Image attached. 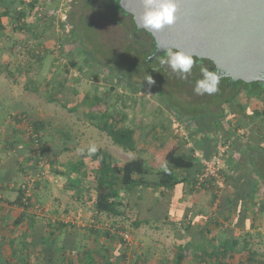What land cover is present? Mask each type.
Instances as JSON below:
<instances>
[{
	"label": "trees",
	"instance_id": "1",
	"mask_svg": "<svg viewBox=\"0 0 264 264\" xmlns=\"http://www.w3.org/2000/svg\"><path fill=\"white\" fill-rule=\"evenodd\" d=\"M37 1L38 0H0V33L7 30L8 27L10 30L13 29L14 31H28L27 27L29 22L25 20L28 19L27 17L30 16V13L36 7ZM49 2L50 4L46 9H48V7L50 8L51 4L60 2V0H50ZM115 4L117 10L122 11L118 5V0H115ZM123 12L126 13L125 11ZM72 19L73 17L71 16L68 21L62 20L60 23L61 27L64 28L69 26L68 23L71 21V26H69L70 28L67 31L63 32L65 37L63 35V38L62 36L59 38L61 46H57V48H59L58 51L61 57L58 54L54 56L57 61L62 58V55L65 56L67 58V64L64 63L60 72L44 81L43 87L40 86L36 78L30 75L31 70H28V67L30 68L35 65L40 66L44 61L45 52L43 50H36L35 48L31 49L30 47H28L26 51H24V49H17L19 46L17 43H19V41H15L11 38L8 39V43L5 44L6 47L4 46L3 48L7 49L8 54L9 52L13 53L15 51L14 53H17L16 59L18 60L16 64H14V62H9L8 64L3 63L2 65L3 58L0 59V73L6 74L14 83L23 85L26 91L44 94L47 102L60 104L68 111L74 112L77 115L79 114L77 107L79 105H84L86 107V112L85 114L78 115L79 118L83 117L86 122L100 131L105 132L110 137L113 144L123 149V151L132 152L136 156L128 161L121 162L117 157L112 155L108 149L95 147L96 151H90L89 153V165H87L84 160L79 159L69 161L56 167V157L60 153L68 151L70 148L63 147L62 149L59 144L48 143L50 138L48 140L46 139L47 133L45 134V131L51 123L45 120L32 119L24 111H17L14 115H11L16 125L24 128L22 135L26 138V143L23 144L16 139L9 142L10 144L8 142L5 143L3 146L5 149L12 150L15 148V145H18L13 161L17 164L16 169L21 179L14 181L13 179L6 178L10 170L5 171L2 177L0 175V183L2 184L0 185V189H14L16 192L13 199H1L0 197V201L6 202L8 206L18 212L9 225V222L6 220L2 219L0 221V228H2V230L5 226H7L5 228H8L6 233L4 232L0 236V264H126L124 253H120L118 257L113 254L109 255L110 251L105 246L106 244L103 245V243H99L98 237L102 238L104 243L114 242L116 244H123L124 246H132V234H130L126 226L121 225L119 221L122 222L124 219L128 220L127 222L132 225L130 226L131 230H133L142 224H148L150 220L147 215L142 214L139 206L137 208L132 206L131 197L136 195V191L141 189H149V192L154 191L156 188H163L168 190V192L172 191L179 183L183 182L184 184L186 182V180L182 181L184 178L181 173L184 172H188L192 178L190 184H192L191 187L194 189L213 191V193L210 192L211 203L214 201L216 202V211L219 213L215 214V211H212L213 215L209 221L211 224L210 232L212 234L210 241L206 240V242L202 244L194 242L189 253L187 252V248L185 249V246L176 247L174 263L181 264L185 257L191 256L192 259L196 261L194 264H264V259L257 260V251H253V249L249 247L247 241L243 240V242H240L237 238L231 237L221 242L217 240L215 234L216 228H224L222 227L224 224L219 218L222 216L224 221H228L232 210L239 204L238 200L241 205L245 203L246 206L253 202L257 195V187L259 186L261 189V195L257 196L259 209L264 212V180H262L253 169L255 161L253 160V155H251L254 149H256V146L244 150L241 149L242 154L245 155V159L238 160L237 163L233 165H230V163L227 165L228 167L225 168L227 158L234 154V150H239L242 145L241 143H237L240 137V135L237 134L239 129L255 130L256 133H254L259 135L264 142V82L246 84L242 81L232 83L229 78L220 79L219 90L214 93V95H219L218 97L221 98L220 101H214V98L205 99L206 102L208 101V104L218 109L216 112L210 110L212 113L211 116L213 115L210 120L215 123L212 125L209 120L207 122V118L204 114H202V116H197L201 118L197 119L196 117L195 123L193 119L174 111L176 113H174V116L177 115V118L184 122L187 121L194 124V132H188L190 135H195L193 139V141H195L194 147L186 149L187 151H181L180 145L174 143L172 147L167 148L164 154L165 167L157 173H152L153 171L146 166V162L141 155L140 143L145 140H150L152 147L169 144V141L175 138L174 131L171 130L173 121L171 118L168 122H166L165 118L164 121L158 120V125L155 127L156 131L147 130L151 124L155 126V120L158 115L153 114L151 110L154 106H157V108L160 107L158 102H160L161 99H158L157 102H147L146 107L149 108V112H151L152 115H149L145 121H142L143 119L140 120L137 127L134 125L133 119L128 118L126 107L130 106L134 108L141 100H139L140 98L136 101L134 100L135 102L132 100V106L130 102L131 99L128 98L125 100L123 98L125 95L128 96L127 94H130L133 99H137V94L140 95V93H145L147 90L146 88L150 86L151 88L157 87L159 90L162 89L168 92L169 89L167 84L170 83V76L167 74L166 68L162 66L169 83H164L162 87L155 86L154 83L156 82L152 79L153 74L145 68L146 65L151 66L154 60L147 62L145 60L146 54L134 47L131 40H127L126 38H123L122 43L116 47L113 53V59L109 60L112 64H109L110 62L108 63L107 59L105 60V58L102 57V50H98V48L108 46V43L104 44V41H98L94 34L90 35L87 33L85 31V26L84 33L81 35L78 34L76 31L77 25L72 27V25L75 24V21ZM49 22L50 20L44 23L48 24ZM131 23L135 26L133 21ZM42 32L43 31H39V35L42 34ZM33 35L36 36L37 34L33 33ZM68 43L69 46L70 44L77 45L79 43L78 49L72 51L70 48H65ZM88 43L91 44V48ZM153 50L152 47H149L148 53ZM55 51L57 50H49L48 52L53 54ZM76 55L82 57V62L77 61ZM166 55L167 53L165 52L160 56ZM1 57L2 55H0V58ZM194 58L197 65H200L198 66L199 71L195 74H191L190 80L186 81L185 85L187 86L185 91L182 89V86L185 85L175 87L176 93L184 95L185 92L190 93L193 91L195 81L201 78L200 67L202 65L208 67L209 63L212 64L207 59ZM3 62H5L4 59ZM128 65H135L132 70L135 76H133V74L128 75V68L133 67ZM138 65L141 67L138 68ZM12 68L15 70L13 73L11 71ZM85 68L88 70L85 71ZM72 69L83 71L84 76L90 80L91 78L99 77L103 83L111 84L106 86L104 95L97 94V96L94 95L92 98L91 94L87 92L81 93L77 99L76 106L68 107L64 104L65 101L67 103L68 100L63 94L69 93L70 91L71 87L67 84V79L72 77ZM19 72L20 74L22 73V78L20 79L16 76ZM139 75L143 77L141 82L137 80ZM73 78L74 80H79L77 77ZM115 80H118L117 84H123L125 89L128 90L127 94L116 91V84H114ZM148 81H153V83L150 84ZM159 83L161 84V82ZM240 85L247 88L244 90L245 96L249 97V101H246V103H240L236 98L239 93L238 88ZM230 88L238 90L230 92ZM163 91L160 90L162 93ZM111 94L114 95L112 100L110 98ZM200 100L202 99L198 98L192 101L198 104ZM105 102H110L109 107H105ZM224 102H227L230 106H234V112H231L234 116L233 126L230 125L228 118L225 120L226 113L222 108ZM118 103H120L123 112L118 111ZM162 107L163 113L164 111L167 113L169 110L168 105L163 104ZM230 110H232V107ZM156 111L157 109H155V112ZM145 115L146 114H144V117ZM128 119L130 120V124L128 123ZM223 121L227 122V126L224 128L221 126ZM187 124L188 123L185 124L186 129L188 128ZM54 130V133H58L62 138L66 136L62 129L60 130L55 127ZM148 132L150 134L152 133V135ZM197 134H199V136H196ZM208 134L213 135L209 136ZM246 137L251 139L252 135H246L245 139ZM253 137L256 138L254 135ZM62 138L63 144H67L69 141V139H67L68 137L65 139ZM228 143L230 147L225 155L223 169L219 172L222 177L221 182H217L215 179H206L198 183V176L202 172L203 166L200 159L195 156L194 148H200L202 150V155L205 158H210L216 153L218 146ZM25 157H29L31 160L27 165L21 161L22 159L25 160ZM243 162H246L250 167V171L244 176V197L240 195L236 186L230 184L228 181L231 170L235 171L236 166ZM44 169L50 177H53V180L59 188L63 190L70 189V191L74 190L75 196L78 199L81 197L84 201H89L87 205L91 208L88 207L87 210L89 215L92 216L88 221L89 224L79 225V223H76V217L65 219L60 216V212L53 213L49 218L47 217L48 219L44 218L45 216L43 213L42 215L44 217L38 220L43 212V205L38 197L37 189L42 179L41 176L44 173ZM148 175H153L154 178L150 179ZM28 186L31 190L30 195L26 194L25 187ZM229 186L233 191L228 188ZM82 192L84 195L81 194ZM241 200H244V203H242ZM37 207L41 210L40 212H37ZM223 209L227 212L222 213ZM94 213L97 216L103 214L107 218L113 219L120 217V219L119 221L116 220L109 223L106 218L105 222L98 223L96 222V218L93 217ZM39 221H41V223H39ZM82 231L84 233L83 237L81 235ZM125 232L130 235V240L128 242L124 240L122 235ZM12 233L19 235L12 238ZM76 237L78 240L80 239L77 252H82L83 257L80 263H76L74 260L67 258V256L72 253L71 251L74 248L73 243H75L74 239ZM93 242L96 245L98 244L96 250L101 249L98 254V260L96 261L89 253L90 251L87 250ZM101 244L103 245L102 247L100 246ZM127 246L126 248H128ZM36 250L38 255L35 254ZM59 250L60 252H57ZM103 253L104 255H102ZM239 257H242V259ZM132 258H134V256ZM130 264H133V262Z\"/></svg>",
	"mask_w": 264,
	"mask_h": 264
},
{
	"label": "rangeland",
	"instance_id": "2",
	"mask_svg": "<svg viewBox=\"0 0 264 264\" xmlns=\"http://www.w3.org/2000/svg\"><path fill=\"white\" fill-rule=\"evenodd\" d=\"M50 0H42L43 2V7L45 10L47 8V6H49ZM54 1V0H53ZM69 2V0H60V2L58 3H54L51 4V7L48 9H56L59 10V14L57 16H51L48 17L46 16V14L44 13V11L40 12V14H36L33 13L31 15V17H28L27 22H29L28 25V31L27 30H23V31H9V32H16L18 33V35H16L13 39L15 41H19V43H17L18 45L23 44L24 46H31L33 47V49L35 48L36 50H43L45 52V58L44 61L40 64V66H33V67H28V70H31L30 75L33 76L34 78H36L38 80V83L40 84L41 87H43L44 81L45 79H50L51 76L55 75L56 73L60 72L62 69V65H64V63L67 64V58L65 56L62 55L61 59H58V61L56 60V58H54V55L51 54L50 52H48L49 50H57L54 54H59V48H57V46H61V42H59V38L63 35L65 31H67L66 27L62 28L60 23L62 20H64L67 17V8L68 5L67 3ZM106 4V5H105ZM103 4L105 7H109V4L105 3ZM44 13V14H42ZM50 20V22L47 24H45L44 22ZM103 19H101V24H102ZM85 25L86 28V32L89 33L90 35L94 34V29L91 25H88L85 21H82V25ZM103 27L108 28L109 25L108 24H104ZM26 28V29H27ZM110 28V27H109ZM118 29V27H116ZM104 29V28H103ZM31 30V31H29ZM39 31H43L42 34L39 35ZM8 32V31H7ZM33 33H36L37 35L34 36ZM65 37V35H64ZM8 38H6L5 36H1L0 38V42H2L3 44H7L8 43ZM11 40V41H14ZM104 41H106V38H103ZM102 40V41H103ZM89 47L91 48V44H89ZM65 46V45H64ZM65 48H70L72 51L77 50V45H71L69 46V43L66 44ZM103 48V47H102ZM103 50V49H101ZM105 50V49H104ZM103 50L102 57L107 58V56H105V51ZM26 51V50H24ZM15 52V51H14ZM10 53L9 54H5V59L4 61L7 62H14V64L17 63L16 59V55L17 53ZM17 52V51H16ZM102 52V51H101ZM61 57V56H60ZM166 56H158L154 59L153 63L151 66L146 65L145 68L148 69L150 71L151 74H153L155 77L153 78V80H155L154 83L155 86H161L164 83H169L167 80V76H165L164 72L165 70L162 69V66H164L166 68V72L167 74L170 76V83L167 84V87L169 89L168 92L163 91L162 89H160L162 92H160L159 88L155 87V88H151L148 87L146 88L147 90L145 91V93H140L137 94V99H133L131 97L130 94L128 93V90L125 89V87L123 86V84H117L118 80H115L114 84H116V91H118L119 93H126L128 96L125 95V97L123 99H131V105L133 106L132 100L133 102H135L136 100H141L139 101V103L137 105H135L134 108H131L130 106L126 107V111L128 113V118H132L134 125L138 127V123L140 120L145 121V119H147L149 117V115L156 114L158 115V117L155 120V126H153L152 124L149 125V127L147 128V130H153L156 131L155 127H157L158 125V120L160 121H164V118L166 120V122L170 121V115H175L176 112L182 113L183 116H186L190 119H193L194 122L196 121V117L197 116H202V114L205 115V117L207 118V122L209 120L210 124L212 125L214 123V121H211V112L210 110H213V112H216L218 109L216 107H214L211 104H208V101L206 102L205 99L208 98H214V101L219 102L220 101V97H218L219 95L217 94H212V95H208V94H203V95H199L196 94L194 91H191L190 93L185 92L184 95H181L180 93H176L175 92V87H180L182 85L186 84L187 80H190V76L189 75L186 79L182 78L180 74L174 72L168 65L166 64H161L160 61L162 59H164ZM22 59V58H20ZM76 59L78 62H82V57L81 56H77L76 55ZM110 59H113V56L110 57ZM3 65V63H1ZM128 66H133V67H129V73L128 75H132L133 74V69L135 67V65H128ZM198 66L197 63H195L193 69H192V73L191 74H195L198 70ZM138 68L141 67L140 65L137 66ZM10 70V69H9ZM88 70L85 68V71ZM12 73L15 71L13 68L11 69ZM139 71V70H138ZM142 72V69H141ZM136 73V72H135ZM3 74L0 73V99H2L1 97H6L7 95H17V99H18V103L21 104V106H16L18 108H23V106L25 105H32L29 110L30 111H34V112H38L36 114H28V116H30V118H35V119H39L37 118L39 115V113L41 115H47L46 117L49 119H45L42 117H40L39 120H45V121H49L51 123L52 126V131L54 132V128H58V129H62L63 132H65L66 136H64V138H62L61 136H59V134L57 133H52V134H48L46 135V139L48 140L49 138L52 140H48L51 143H55V144H59L61 145L62 139H65L66 137H68L67 139H69V141L67 142L66 145H68V147L70 148L68 151H64L62 153H60L57 157V163H56V167L61 166V164H65L69 161H75V160H79L82 159L84 160L87 165L90 164L89 159H90V149L92 147H102V148H108L110 149V151L112 152V155H114L115 157H117V159L121 162H124V159L129 158V160L132 158V156L134 155V153L132 152H125L122 149H120L118 146H116L115 144L112 143V140L110 139V137L105 133L100 131L99 129H97L96 127H94L93 125H91L90 123L86 122V120L82 117L79 118L78 115H82L85 114L86 112V107L84 105H79L77 107V111H78V115L75 114L74 112H70L68 111L66 108L62 107L60 104L57 103H48L46 100V97L44 96V94H39V93H33L31 91H26L23 88V85L21 84H16L12 85L11 82H9L7 79L2 76ZM6 75V74H5ZM17 78L20 79L22 78V73L20 74V72L18 74H16ZM133 76H135V74H133ZM73 77H77L79 80H74ZM10 79V78H9ZM138 81L141 82V80H143L142 75H139V78H137ZM66 82V81H65ZM161 82V84L159 83ZM67 84L70 85V91L69 93H65L63 95H65L66 99L68 100L67 103L65 101L64 104H66V106L68 107H72V106H76V102L77 99L79 98V96L81 95V93H89L91 94V97L93 98V96H97V94L100 95H104L106 86L108 84L111 83H103L99 77L98 78H91L88 79L84 76L83 71H78L76 69H72V77L67 79ZM191 84V83H190ZM166 86V85H165ZM186 86H182V89L185 91ZM179 89V88H178ZM239 93L237 94L236 98L240 103H246L245 101H249V97L245 96L244 90H246L247 88H245V86L240 85L239 86ZM238 89H234V90H238ZM233 89L230 88V92L234 91ZM243 92V93H242ZM93 94V95H92ZM114 94V93H113ZM113 94L110 95V98L112 100L113 98ZM143 94V95H142ZM227 94V91H226ZM191 95V96H190ZM195 95V96H194ZM208 95V96H207ZM202 99L197 103H195L194 99ZM11 97V96H10ZM162 97V98H161ZM164 97V99H163ZM5 99V98H3ZM158 99H161L160 102H158L160 104V107L157 108V106H154L153 109L151 110V112H149V108L146 107L147 106V102L148 101H155L157 102ZM135 100V101H134ZM1 101V100H0ZM127 102V101H126ZM109 103L110 102H105V107H109ZM14 102H9V101H2L0 102V144L3 143L4 141H8L10 139H19L21 140H26V138H24L23 135H19V134H14V135H9L5 132H2L3 129H6V125L8 124V117L6 115V112H11L12 111V106ZM33 104H36L35 106H33ZM68 104V105H67ZM163 104H167L169 107V110L167 113H163ZM248 104V102H247ZM12 105V106H11ZM252 105V103H251ZM257 105V104H256ZM255 105V106H256ZM24 106V107H25ZM117 107L119 108L118 111L119 112H123V110H121V105L120 103L117 104ZM162 107V108H161ZM232 107V110H230V108ZM234 106H230L227 102L222 104V108L223 110H225L226 116L225 118L229 119L230 121V125L233 126V122H234V116L231 114V111L234 112L233 109ZM9 108H11L9 110ZM148 108V109H147ZM171 108V109H170ZM155 109H157V111L155 112ZM236 109V108H235ZM9 110V111H8ZM159 111V113H158ZM16 111H12L11 114H14ZM125 112V111H124ZM175 113V114H174ZM10 114V115H11ZM144 114L145 117H144ZM234 114V113H233ZM161 115V116H159ZM4 116L6 117V119H4ZM177 116V115H176ZM215 117V115H214ZM201 118V117H197ZM225 119V120H226ZM13 119L11 118V121ZM130 120L128 119V123ZM131 121V122H132ZM127 122V121H126ZM196 123V122H195ZM215 124V123H214ZM221 126L224 128L227 126V122L223 121V123L221 124ZM5 127V128H4ZM20 127V126H19ZM155 129V130H154ZM180 129H182V127H180ZM51 130V129H50ZM171 130L174 131L173 126H171ZM49 130L45 131L46 132ZM250 129L247 130H242L239 129L237 131V134L240 135L239 138L245 139L246 135H252L253 141L255 140L253 135L250 132ZM149 133V132H148ZM156 133V132H155ZM245 133V134H244ZM6 134V135H5ZM22 134V132H21ZM150 134V133H149ZM16 135V136H15ZM152 135V133L150 134ZM211 136L213 134H210ZM220 136V135H219ZM249 138L246 137L245 140H248ZM249 144V146L251 147L253 144V142H247ZM264 144V142H263ZM4 153V152H3ZM5 154L9 155L8 152H5ZM136 156V155H135ZM133 156V157H135ZM4 161V168L5 169H13L15 168V166H13V160L11 157H7L6 159L3 160ZM23 162H25V164L27 165L31 160L29 157L25 158V160H22ZM89 163V164H88ZM256 172V174L259 175L260 178H262V180H264V162L261 161V163H257V159L255 161V165L253 168ZM43 175L41 176V178H45L47 171L44 169L43 171ZM20 175V174H19ZM18 180V179H17ZM41 181H43L41 179ZM54 189V191H53ZM52 190L50 191H45L42 194V197H39L41 200V204L43 205V212L41 213V216H39L40 219H42L45 215H47L49 217V200L51 196H54L57 194V192H59L57 190L56 187H53ZM66 191V192H64ZM61 192L65 193V195L68 194V191H70V189L68 190H64ZM209 193L213 191H208ZM70 196L75 195L74 190H72L69 194ZM211 197V193L209 194ZM209 207L212 209L211 211H215L216 210V202H212L210 201L209 203ZM80 208V209H79ZM88 206L86 204H84L83 206H80L78 208L75 209H71L70 207L67 208L66 212L65 210H61L60 212V216L64 217L65 219L68 218H73L76 217V223H79V225H85V224H89V219L92 218L91 215H89L88 213ZM162 211H158L155 210L153 213H150L151 215L148 216L149 220L151 221V225L160 227L161 224H159L157 221L163 222V213H161ZM44 213V216L42 215ZM93 217L96 218V222L98 223H102L105 222V219L107 217H105L103 214L97 216L95 213L93 214ZM45 218V217H44ZM108 222H113L120 219V217L117 218H107ZM111 219V220H109ZM72 220V219H71ZM106 221V222H107ZM117 221V222H118ZM128 220L124 219V221H119V223L121 225H125L126 229L130 232V234L135 233L137 235V237H143L144 234H140V231L135 230V228L133 230H131V226L129 224V222H127ZM264 235V234H263ZM28 237V236H27ZM102 239V238H101ZM148 243H151L150 241H152V239L147 240ZM100 243V240H99ZM254 248L256 249L257 253H262L264 252V239L261 241L260 244L254 246ZM57 252H60L57 251ZM35 254H37V250L35 251ZM36 257V256H35ZM150 259V258H149ZM262 260V259H261ZM132 258L130 259V263H132Z\"/></svg>",
	"mask_w": 264,
	"mask_h": 264
},
{
	"label": "crops",
	"instance_id": "3",
	"mask_svg": "<svg viewBox=\"0 0 264 264\" xmlns=\"http://www.w3.org/2000/svg\"><path fill=\"white\" fill-rule=\"evenodd\" d=\"M36 6H42L43 2H38ZM36 8V7H35ZM35 13L34 10L30 13V16ZM29 16V17H30ZM24 20V19H23ZM8 31V32H7ZM14 31L13 29L10 30L9 27L4 32L0 33L1 36H5L6 38L9 37V39H13L18 33L16 32H9ZM17 31V30H16ZM6 47L5 44L0 42V55H2V58L5 59V54H8L7 49H4L3 47ZM2 63H9L3 62ZM7 79V76L3 74ZM48 79V78H47ZM45 79V81L47 80ZM9 82H11L12 85L16 86V83L12 79H7ZM25 90V89H24ZM11 96V97H10ZM0 99L2 101H9L14 102V106H12V111H24L27 114H36L38 112H32L29 110V108L32 106L30 105H24L23 108H18L16 106H21L20 103H18L17 95H7L6 97H1ZM5 98V99H3ZM50 103V102H48ZM250 104V103H249ZM36 104H33L35 106ZM22 107V106H21ZM11 108H9L10 110ZM8 110V111H9ZM11 112H6V115L8 117V124L6 125V129L2 132H5L7 134H19L22 135L21 132L24 131V128L19 127V125H16V122L14 120L11 121ZM232 112V111H231ZM11 114V115H10ZM31 116V115H30ZM40 119V117L43 116V118L48 119L47 115H37ZM40 116V117H39ZM171 120L173 121L172 126L174 129V139H171L169 141V144L163 146L159 145L157 147L151 146L150 140H145L144 142L140 143V150L141 155L144 158L146 162V166L151 169L152 173H157L159 170L165 167L164 162V154L167 151V148H170L174 145V143H178L180 145L181 151L194 147L195 141H193L195 135H190L188 132H194L193 126L194 124L192 122H184L183 120L177 118L173 114L170 115ZM4 119L6 117L4 116ZM33 119V118H32ZM35 119V118H34ZM226 119V118H225ZM49 120V119H48ZM226 122V121H225ZM186 123H188V128L186 129ZM182 127V129H180ZM5 128V127H4ZM52 126L47 128V135L54 133L51 132ZM255 128V127H254ZM26 129V128H25ZM255 130L251 131V134H254ZM256 133V132H255ZM6 135V134H5ZM211 136L210 134H208ZM16 136V135H15ZM196 136H199L197 134ZM208 136V137H209ZM255 136V134H254ZM136 137V134H135ZM16 139H10L8 141H4L0 144V175L1 177L4 175V172L7 170H10V173L7 174L6 178L13 179L14 181H18L21 179L18 170L16 169V163L13 161V166L15 168L13 169H5L4 166V159L7 157H11L13 160L14 154L16 153V148L18 145H15L14 149H5L3 146L5 143H9L11 141H14ZM51 140V139H50ZM19 142L21 140L18 139ZM247 142H253L255 146L256 142L253 141V138L245 140L242 138H239V141L237 143H241V147L239 150H234V154L230 155L226 160L225 168H227L228 164L233 165L237 163L238 160L245 159V155L242 154L241 149L249 148V144ZM22 143H26V140H22ZM49 144H53L50 141H48ZM60 145V148L63 149V147L69 148L68 145L63 144ZM113 143V142H112ZM10 144V143H9ZM163 146V147H162ZM108 151L112 154L109 147L107 148ZM121 149V148H120ZM195 153L200 152L202 153V150L200 148L195 147ZM123 150V149H122ZM4 152V153H3ZM5 152H8L9 155L5 154ZM135 156V154L133 155ZM132 156V158H134ZM27 158V157H25ZM131 158V159H132ZM253 158L255 159L254 155ZM23 160V159H22ZM21 160V161H22ZM129 158L124 159V161H128ZM23 162V161H22ZM25 164V162H23ZM250 167L246 164V162H243L242 164H238L235 168V171L231 170L228 181L230 184L235 185L236 188L239 190L240 195L244 197V176L246 173H248ZM227 171V170H226ZM182 177L184 178L182 181L186 180V182L183 184V182L179 183L176 188L172 191L156 188L154 191L149 192V189H141L139 191H136V195H133L131 197L132 200V206L134 208L141 209L142 214L151 215L150 213H153L155 210L162 211L163 213V222L157 221L159 224H161L160 227L152 226L151 221L148 224H142L138 228H135V230L140 231V234H144L143 237H137L135 233L132 234V246H124L123 244H116L114 242L110 243H104L101 238L98 237L100 240V243H103L108 250L110 251L109 255H116V257L119 256L120 253H124L125 255V262L126 264H130V259L132 258L133 264H175V256H176V247H182L185 246V249L187 248V252L189 253L191 250L192 244L198 243L202 244L205 243L206 240L210 241L212 234L210 232L211 224L210 219L212 218V209L209 207V203L211 201L210 193L208 191H204L202 189H194L191 187L192 184V178L190 177L188 172L181 173ZM46 177L40 181V184L37 189L38 197H42L43 192L50 191L53 189V187H56L59 192H57L56 195L51 196L49 200V217L53 215V213H58L61 210L67 211V208L75 209L80 206H83L84 204L87 205L89 201H84L81 197L78 199L75 195L70 196V192L68 191V194L65 195V193L61 192L64 191L63 189L59 188V186L56 184V182L53 180V177H50L49 174L46 173ZM150 179H153V175H148ZM190 177V178H189ZM18 179V180H17ZM0 185H2L0 183ZM229 189L233 191V189L229 186ZM235 188V189H236ZM67 190V189H66ZM260 186L257 187V195L253 202H251L249 205H245L244 200H241L243 205H241L240 201L238 200L239 204L234 207L232 210L229 220L224 221V218L221 216L219 219L224 224V228H216L215 234L217 240L223 242L224 240H227L231 237L237 238L240 242H243V240L247 241L249 247L253 249V251L256 252V249L254 246L261 243V241L264 239V212H262L259 209V203H258V195H261ZM54 191V189H53ZM66 192V191H64ZM14 189H0V197L7 198V199H13L15 195ZM67 193V192H66ZM84 195V193H81ZM239 199V198H238ZM155 200V201H154ZM237 202V203H238ZM88 206V205H87ZM89 207V206H88ZM91 208V207H89ZM80 209V208H79ZM224 211V212H223ZM224 209L222 210V213H225ZM219 213V212H218ZM215 210V214H218ZM18 214L17 210L11 208L6 204L4 201H0V221L6 220L8 225L14 220V217ZM48 216L45 215V219ZM41 223V221H39ZM130 224V223H129ZM131 225V224H130ZM132 226V225H131ZM7 227V226H5ZM2 230L0 228V236L6 231L8 228H5ZM222 229V230H221ZM67 232V231H66ZM29 233V232H28ZM19 234H13L11 235L12 238L15 236H18ZM30 235V234H29ZM82 237L84 236L83 231L81 232ZM61 239V238H58ZM152 239L150 241L151 243H148L147 240ZM79 241V242H78ZM73 245L74 248L71 251L72 253L67 256V258H70L71 260H74L76 263H80L83 259L82 252L78 253V244L80 243V239L76 237L74 239ZM98 245V244H97ZM97 245L93 242L88 247V251L91 254V256L96 260H98V254L100 253L101 249L96 250ZM100 245L101 247L103 246ZM99 246V248H100ZM104 255V253L102 254ZM150 258V259H149ZM242 259V257H239ZM257 260L264 259V252L257 253L256 255ZM244 259V258H243ZM36 261V260H35ZM196 261L192 259L191 256L185 257L181 264H194Z\"/></svg>",
	"mask_w": 264,
	"mask_h": 264
},
{
	"label": "water",
	"instance_id": "4",
	"mask_svg": "<svg viewBox=\"0 0 264 264\" xmlns=\"http://www.w3.org/2000/svg\"><path fill=\"white\" fill-rule=\"evenodd\" d=\"M174 26L148 32L155 43L151 62L166 49L183 50L207 59L221 79L246 84L264 82V0H177ZM137 29L143 13L141 0H118Z\"/></svg>",
	"mask_w": 264,
	"mask_h": 264
},
{
	"label": "flooded vegetation",
	"instance_id": "5",
	"mask_svg": "<svg viewBox=\"0 0 264 264\" xmlns=\"http://www.w3.org/2000/svg\"><path fill=\"white\" fill-rule=\"evenodd\" d=\"M109 4V7H105L103 4ZM67 17L64 20L69 19V17H73L72 20L75 21V24L72 25L74 27L77 25L76 31L78 34L84 33V26L82 25V21H85L88 25H91L94 29V35L98 39V41H102L103 38H106V41L103 43H108V46H104L100 49H105V56H107V62L109 63L110 57L113 56V53L116 50V47L122 43V39L126 38L127 40H131L133 46L140 49L143 53L146 54V58L151 55L153 51L148 53V48L152 47L155 49V43L151 35L148 34L143 29H136V27L131 23L133 18L128 13H124L121 10H117L115 0H69L67 3ZM106 5V4H105ZM101 19H103L101 24ZM71 21L68 23L71 26ZM104 24H108L109 27H103ZM66 26V30L70 27ZM134 26V28H133ZM118 27V29L116 28ZM104 28V29H103ZM79 44V43H78ZM77 44V48H78ZM102 50V54L103 53ZM109 64H112L111 62ZM208 68L214 69L212 64H208ZM215 70V69H214ZM155 76L152 75V79ZM227 79V78H224ZM246 102V101H245ZM255 134V133H254ZM255 146L254 152L251 155H254L257 163L264 162V154H263V141L261 140L260 136L255 134ZM262 145V146H261ZM249 154V155H250Z\"/></svg>",
	"mask_w": 264,
	"mask_h": 264
},
{
	"label": "clouds",
	"instance_id": "6",
	"mask_svg": "<svg viewBox=\"0 0 264 264\" xmlns=\"http://www.w3.org/2000/svg\"><path fill=\"white\" fill-rule=\"evenodd\" d=\"M143 5V13L140 16L139 27L153 34L161 31L166 27H172L176 24L179 12V4L177 0H141ZM31 17V16H30ZM28 18V17H27ZM23 45V44H20ZM31 46H24V50ZM166 57L160 61L161 64L168 65L174 72L181 75L182 78H187L192 73V69L196 63L192 54L186 53L183 50L167 48ZM201 78L195 81L193 91L198 95H212L219 90L220 75L214 69L208 67H200ZM150 84L153 81H148ZM91 152H95L96 148L92 147Z\"/></svg>",
	"mask_w": 264,
	"mask_h": 264
},
{
	"label": "built area",
	"instance_id": "7",
	"mask_svg": "<svg viewBox=\"0 0 264 264\" xmlns=\"http://www.w3.org/2000/svg\"><path fill=\"white\" fill-rule=\"evenodd\" d=\"M40 1L42 2V0H38V2H40ZM42 7L43 6H36V8H34V12L36 14H40V12L44 11L46 16H48V17L57 16L59 14L58 13L59 10H56V9H46L45 10ZM44 13H42V14H44ZM17 49H24L23 45H19L17 47ZM54 53H53V55L55 56ZM229 147H230L229 143L226 144V145L218 146L216 153L213 154L210 158H205L202 155V153H200V152H196L195 153V156L200 159V161L202 163V166H203V170L198 176V179H199L198 183H201V182H203L206 179H215L217 182H221L222 177L220 176L219 172L221 171V169H223V166H224V163H225V157H226L225 155H226V152L229 149ZM25 188H26V194L30 195L31 194L30 187L28 186V187H25ZM38 208L39 207H37V212H40L41 210L38 209ZM68 219H70V218H68ZM122 235H123L125 241L128 242L130 240L129 233L125 232Z\"/></svg>",
	"mask_w": 264,
	"mask_h": 264
}]
</instances>
